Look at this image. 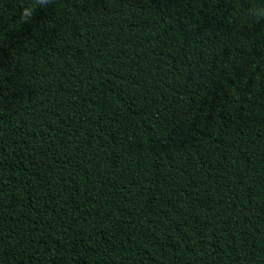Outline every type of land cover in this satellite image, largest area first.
I'll return each instance as SVG.
<instances>
[{"label": "trees", "instance_id": "1", "mask_svg": "<svg viewBox=\"0 0 264 264\" xmlns=\"http://www.w3.org/2000/svg\"><path fill=\"white\" fill-rule=\"evenodd\" d=\"M253 9L0 0V264H264Z\"/></svg>", "mask_w": 264, "mask_h": 264}, {"label": "clouds", "instance_id": "2", "mask_svg": "<svg viewBox=\"0 0 264 264\" xmlns=\"http://www.w3.org/2000/svg\"><path fill=\"white\" fill-rule=\"evenodd\" d=\"M41 3L46 2V0H40ZM251 15L257 16V17H264V10H255L253 9L250 13ZM31 13L27 10L23 12L22 20H26L28 17H30Z\"/></svg>", "mask_w": 264, "mask_h": 264}]
</instances>
